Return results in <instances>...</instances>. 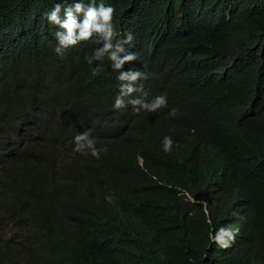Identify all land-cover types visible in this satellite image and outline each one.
Here are the masks:
<instances>
[{
	"label": "trees",
	"instance_id": "trees-1",
	"mask_svg": "<svg viewBox=\"0 0 264 264\" xmlns=\"http://www.w3.org/2000/svg\"><path fill=\"white\" fill-rule=\"evenodd\" d=\"M54 2L0 0V264H264V0H97L133 34L132 95H166L155 112L113 108L116 71L84 60L96 45L53 51ZM72 60L88 82L63 79Z\"/></svg>",
	"mask_w": 264,
	"mask_h": 264
},
{
	"label": "clouds",
	"instance_id": "clouds-1",
	"mask_svg": "<svg viewBox=\"0 0 264 264\" xmlns=\"http://www.w3.org/2000/svg\"><path fill=\"white\" fill-rule=\"evenodd\" d=\"M114 8L111 4L103 2L97 3V0H60L54 2L51 9L45 13L46 19L50 25L57 26V30L53 33L56 40V45L53 51L58 56H63L64 51L72 46L80 44V42H89L96 47L91 51L90 55H85L84 60L90 70L95 74L100 71V62L105 58L109 62V67L116 71L117 89L113 108L119 109L124 106L125 98L127 103L134 107L133 111H148L155 112L157 109L168 106L166 95H157L150 101L145 102L139 96H133L134 93H141L143 85L141 82L145 79V74L142 71L136 70L134 67L127 71L123 70V66L131 61L136 60V54L129 51L126 46L131 47L134 40L133 34L126 31L121 35L120 31L115 26ZM62 77L71 84H82L89 81V73L86 68L78 61L72 60L60 64ZM9 91V90H8ZM10 92V91H9ZM176 109L172 108L169 112L170 116H174ZM88 133H77L73 137L71 146L70 158L73 163L82 148L83 141L88 140ZM16 147L36 148L35 155L37 160L34 163L40 162L46 158L49 151L44 141L37 135L29 136L24 131L19 133L12 141ZM172 139L165 135L162 138V146L165 152H168L172 147ZM89 149L93 157H97L102 149L94 147L93 140H89ZM22 150H20V155ZM25 166L26 163H25ZM11 184L8 180L0 175V204L10 200ZM223 235H228L231 239V234L220 230ZM7 234L0 226V236ZM219 239V237H217Z\"/></svg>",
	"mask_w": 264,
	"mask_h": 264
},
{
	"label": "rangeland",
	"instance_id": "rangeland-1",
	"mask_svg": "<svg viewBox=\"0 0 264 264\" xmlns=\"http://www.w3.org/2000/svg\"><path fill=\"white\" fill-rule=\"evenodd\" d=\"M15 138H16V136H15Z\"/></svg>",
	"mask_w": 264,
	"mask_h": 264
}]
</instances>
